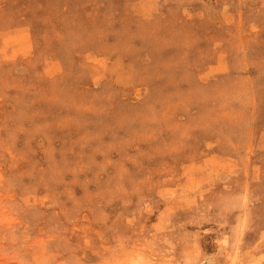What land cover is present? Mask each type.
<instances>
[{
	"label": "rangeland",
	"instance_id": "1",
	"mask_svg": "<svg viewBox=\"0 0 264 264\" xmlns=\"http://www.w3.org/2000/svg\"><path fill=\"white\" fill-rule=\"evenodd\" d=\"M0 264H264V0H0Z\"/></svg>",
	"mask_w": 264,
	"mask_h": 264
}]
</instances>
